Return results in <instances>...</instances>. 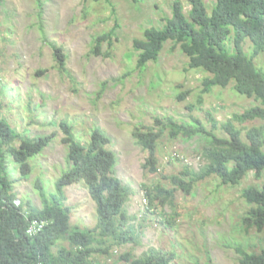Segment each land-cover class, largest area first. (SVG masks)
I'll list each match as a JSON object with an SVG mask.
<instances>
[{
    "label": "rangeland",
    "instance_id": "rangeland-1",
    "mask_svg": "<svg viewBox=\"0 0 264 264\" xmlns=\"http://www.w3.org/2000/svg\"><path fill=\"white\" fill-rule=\"evenodd\" d=\"M175 1L0 0V82L15 86L1 97L2 116L32 137L56 134L31 160L33 172L28 178L21 179L19 165L8 161L11 178L17 180L13 187L18 201L30 199L42 207L38 180L48 192L55 191V181L69 168L66 133L60 125L64 120L83 143L90 140L94 128L111 137L108 148L117 155V175L131 191L125 210L135 241L116 245L110 256L94 255L95 264H128L122 254L140 257L152 249L173 254V264H241L239 246L255 253L264 249V229H246L243 223L251 207L244 189L262 188L264 171L257 177L250 170L236 184H225L212 174L195 182L187 193L174 187L170 177L180 175L186 166L200 171L207 163L201 152L205 143L198 135L173 137L168 129L157 144L159 170L144 167L149 153L133 130L156 127L157 118L172 117L186 124L199 119L223 137L227 133L220 124L226 121L241 128L244 138L250 127L264 126L262 119H237L259 102L238 93L232 84L204 92V79L210 73L190 68L188 55L172 39L157 60L138 67L134 41L144 38L147 28H162L173 15ZM181 1L188 16L192 6ZM204 2L211 12L216 0ZM111 31L112 41L103 44V54H94L95 36ZM54 45L66 55L65 71ZM244 47L251 52L249 39ZM255 61L264 68L263 53ZM209 113L219 122L218 128L213 129ZM158 184L174 189V197L149 209L146 192ZM66 192L72 224L94 228L96 203L87 187L74 184Z\"/></svg>",
    "mask_w": 264,
    "mask_h": 264
},
{
    "label": "trees",
    "instance_id": "trees-1",
    "mask_svg": "<svg viewBox=\"0 0 264 264\" xmlns=\"http://www.w3.org/2000/svg\"><path fill=\"white\" fill-rule=\"evenodd\" d=\"M110 1V0H106ZM192 6L187 16L184 3L176 0L173 15L162 28H147L144 38L136 39L134 47L139 51L138 67L157 60L166 43L172 39L181 44L189 57L190 68H200L210 73L204 79V92L215 86L230 84L240 94L255 98L259 104L237 115V119L264 120V68L255 58L264 54V0H216L211 12L204 0H187ZM113 31L95 36L93 53L103 54V44L111 43ZM252 50H245L247 40ZM60 68L66 70L63 49L53 46ZM15 89L14 83L0 82V264H95L94 255L110 256L116 245L134 242L130 230V216L125 206L131 196L127 185L117 175V155L108 148L111 137L100 128H94L90 140L83 143L75 135L67 120L61 122L68 144L69 168L55 181V191L48 192L42 179L38 187L42 207L28 199L19 200L11 178L8 161L19 165L21 179L33 172L31 160L55 139L56 134L30 136L19 132L2 116V96ZM185 94L179 97H184ZM213 129L219 122L209 113ZM194 124L179 123L172 117L157 118V126H137L133 130L136 141L146 150L145 168L158 171L157 144L168 129L173 137L204 140L202 154L207 163L200 171L186 166L180 175L170 177L171 183L189 193L197 181L212 174L225 184L240 182L248 171L257 177L264 171V126H253L246 131L232 120L221 128L227 136H219L199 119ZM18 142V144H16ZM188 178V180H186ZM84 184L96 203L98 215L94 228L82 229L71 222V207L67 204L66 188ZM243 196L251 204L243 218L246 229H264V185L244 189ZM174 197V189L158 184L146 192L147 207L155 208L156 202L164 204ZM34 227L32 231L30 229ZM68 241V245L63 244ZM57 248V249H56ZM241 264H264L261 253L237 248ZM130 264H173V254L155 249L140 257L130 252L122 254Z\"/></svg>",
    "mask_w": 264,
    "mask_h": 264
},
{
    "label": "built area",
    "instance_id": "built-area-1",
    "mask_svg": "<svg viewBox=\"0 0 264 264\" xmlns=\"http://www.w3.org/2000/svg\"><path fill=\"white\" fill-rule=\"evenodd\" d=\"M145 202H147V199L145 198ZM147 204V203H146ZM34 229V227H32L31 229H30V231H32Z\"/></svg>",
    "mask_w": 264,
    "mask_h": 264
},
{
    "label": "clouds",
    "instance_id": "clouds-1",
    "mask_svg": "<svg viewBox=\"0 0 264 264\" xmlns=\"http://www.w3.org/2000/svg\"><path fill=\"white\" fill-rule=\"evenodd\" d=\"M116 252H118V250H116ZM128 264H130V263H128Z\"/></svg>",
    "mask_w": 264,
    "mask_h": 264
}]
</instances>
